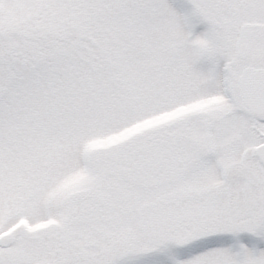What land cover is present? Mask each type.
Listing matches in <instances>:
<instances>
[{
    "label": "snow or ice",
    "instance_id": "snow-or-ice-1",
    "mask_svg": "<svg viewBox=\"0 0 264 264\" xmlns=\"http://www.w3.org/2000/svg\"><path fill=\"white\" fill-rule=\"evenodd\" d=\"M0 264H264V0H0Z\"/></svg>",
    "mask_w": 264,
    "mask_h": 264
},
{
    "label": "rangeland",
    "instance_id": "rangeland-1",
    "mask_svg": "<svg viewBox=\"0 0 264 264\" xmlns=\"http://www.w3.org/2000/svg\"><path fill=\"white\" fill-rule=\"evenodd\" d=\"M172 2L175 3V4L179 7V6L184 5L185 0H172ZM203 29H204V26L201 25V26L197 29V31H198V32H199V31H203Z\"/></svg>",
    "mask_w": 264,
    "mask_h": 264
}]
</instances>
